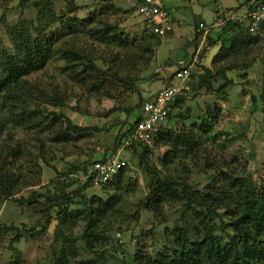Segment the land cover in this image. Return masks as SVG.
<instances>
[{"label": "trees", "instance_id": "obj_1", "mask_svg": "<svg viewBox=\"0 0 264 264\" xmlns=\"http://www.w3.org/2000/svg\"><path fill=\"white\" fill-rule=\"evenodd\" d=\"M28 1L19 0V6ZM31 1H36L38 7L36 25L33 24L34 28L23 22L8 25L6 31L13 49L0 48V129L7 131L6 136L0 139V203L10 199L22 208V214L37 215L39 219L30 225L0 224V246L6 245L11 251V261L5 264H24L17 244L27 236L43 234L52 222L54 250L49 259L37 264H264V177L256 183L249 175H231L219 170L215 162H210L211 157L202 143V133L210 130L207 117L211 108H207L199 117L187 116L191 118L188 125L175 122L168 127L174 108L185 97L175 98L169 104L168 121L152 138L153 147H167L157 158L159 167L153 161L151 145L134 142L124 148L132 149L134 160H137L146 176L147 193L132 208L129 209L126 201L128 196L134 194L138 180L130 175L128 161L105 185L96 187L99 192H88L91 189L89 184L80 178L66 179L71 170H57L51 191L33 188L40 184L37 176V171H41L40 166L34 163L36 168L31 162L24 164V161H30L32 151L23 140L13 137L12 129L19 125L28 129L48 117L51 120L64 118L65 124L59 127L54 139L67 143L77 142L83 133L97 128L74 124L62 113L44 111L39 107V100L63 106L64 94L53 87V94L49 95L36 88V84L32 85L28 76L43 69L48 60L56 56L63 60V70L74 82L90 93L115 100L120 106L119 103L137 92V83L143 80L137 75L138 70L136 74H132V71L138 62L142 65L150 63L161 40L160 36L151 32L149 37H144V34L131 39L125 37L118 25L104 18V14L113 9L112 3L101 5L99 12L94 14L74 17L67 14L74 11L73 0H69L67 12L62 14L49 0L41 3ZM133 1L138 13L137 2ZM254 2L255 6L260 3L264 5V0H246L248 11L253 9ZM233 11L238 13L240 9ZM224 25V28H236L244 34L237 39L236 34L233 39L223 35L215 39L207 36L208 43L203 51L219 43L220 49L212 62L221 66L214 72L207 66L197 67L204 72L191 74V89L199 90L205 85L211 88L207 80L217 76H221L225 84H232L233 80L227 72L246 68L256 58L249 59L253 48L264 45V20L254 33L249 32L248 22L241 24L236 20H227ZM261 59V90L257 97L258 100L260 97V109L264 114V53ZM257 97L251 95L254 108L258 107ZM142 103L139 96L137 104L125 108L127 115L140 109ZM214 106L218 112L219 104L214 103ZM117 109L120 108H111L109 112ZM211 116L213 124L217 116ZM139 120L137 115L125 133L115 137L112 154L99 160L114 156ZM35 139L38 140L35 144L39 156L37 160L49 165L40 154V139ZM185 157H190L196 165L201 158H205V163H210L216 169L203 191L194 190L183 171L178 175L170 172L173 165H180L183 169ZM92 162L86 161L81 168L74 169L85 174ZM170 205H180L193 220L189 226H165L161 246L148 250L138 244L140 240L137 238L135 251L129 256L131 260L127 259L128 255L121 244H116L114 248L106 246L118 241L121 231L118 229L114 233L116 227L124 222L128 225L139 220L142 208L155 217L163 218ZM78 229L79 234H76ZM6 237L8 240L4 244ZM79 239L94 259L85 262L77 260L76 244Z\"/></svg>", "mask_w": 264, "mask_h": 264}, {"label": "rangeland", "instance_id": "obj_2", "mask_svg": "<svg viewBox=\"0 0 264 264\" xmlns=\"http://www.w3.org/2000/svg\"><path fill=\"white\" fill-rule=\"evenodd\" d=\"M44 1L37 0L40 3ZM49 1L53 3V7L59 14L67 12L69 0ZM133 2V0H73L74 11L67 14L74 17H85L88 14L99 12L101 5L112 3L114 4L113 9H109L104 14L105 19L118 25V28L123 30L125 37L137 38L141 34H144V37H149L152 34L148 29L146 31L143 19L138 15ZM36 4V1L30 0L27 4L19 6V0H0V48L13 49L6 31L8 25L23 22L34 28L33 24L36 25L35 17L38 9ZM177 4L180 8L184 6L182 8L184 19L188 23L192 18L194 23L203 22L206 29L195 34L190 27L185 26L184 29H181L182 36L174 31L173 34L161 36L162 44L160 48H158L159 46L155 48L150 63L142 65L138 62L137 66L133 67L132 74H136L135 72L138 70L137 75L143 77V80L137 83V92L132 93L119 103L120 106L115 100L90 93L74 82L68 76L67 71L63 70V60L56 56L50 58L43 69L28 76V80L32 85L36 84V88L45 91L49 95L53 94V87L64 94L65 105L63 106L39 100V107L43 108L44 111L62 113L74 124L85 127L95 126L97 128L83 133L84 135L77 142L67 143L54 139L59 127L65 124L64 118L51 120L48 117L47 119H41L38 124H32L31 128L27 129L25 126L19 125L12 129L13 137L23 140L32 151L30 161H24V164L27 165L31 162L33 165L35 163L40 166L41 171H37L40 184L33 187L35 190L51 191L56 181L57 170L61 172L71 170V173L65 177L66 179L81 178L80 170L74 168H81L86 161L92 162L103 156L111 155L115 137L124 134L139 113V108H137L130 115H127L125 108L137 104L139 96L144 101L148 94L161 86L163 82L161 72L171 78L170 75L174 72L176 64H180L185 55L189 57L194 51V55L198 57H195L193 72L197 71V67H200V65L207 66L213 70L212 72L218 69L217 67L221 64H214L212 58L220 49L219 43L212 50L213 52L216 51L214 55L212 54L206 61L203 58L199 61V58L205 55L208 50L203 51L208 43L207 36L215 39L217 36L223 35L233 39V35L236 34L234 36L237 39L244 34L236 28H224L226 21H222V18L231 10L240 9L238 13L242 16L245 15L248 12L246 0H178ZM255 4L254 2L253 5L255 6ZM177 13L178 11L174 12V15ZM206 31L207 33L204 35ZM93 48L96 49V46H93ZM263 53L264 45L262 47L257 46V49L253 48L249 59L256 58L252 60V63L244 69L228 71L227 75L232 78V84H225L224 79L217 76L215 79L207 80L211 84V88L205 85L199 90L191 89L183 102L174 108L171 122L168 124V127H172L175 122H185L188 125L191 118L188 119L187 116L199 117L205 113L207 108H211L210 114L212 116L209 114V117H207L210 130L207 133H202V143L205 144L203 145L205 151L211 157L210 162H215L216 166L220 168L219 170L226 171L228 174L249 175L256 183H259L261 178L264 177V114L260 109L262 105L260 97L259 100L257 97L261 90V55ZM239 61L242 62V60ZM160 69L161 71H159ZM252 94L257 97L256 104L258 107L254 108L252 105ZM214 103L219 104L220 109L218 112H216ZM114 107L120 109L109 112ZM210 116H217L215 123L212 124ZM6 132V130L0 129L1 140L6 136ZM37 137L40 139V154L49 165L40 159L37 160L39 157L35 148L38 141L35 138ZM130 149H123L120 154V157L128 161L132 178L138 180L134 194L127 197L126 204L129 205V209L147 193L146 176L139 168L137 160H134L135 157L131 153L132 149ZM152 149L154 151L153 161L159 167L157 158L165 152L167 147L152 146ZM209 164L205 163V158H201L196 165L190 157H185V169H182L180 165H173L170 172L178 175L179 173L183 174L181 173L183 171L194 190L203 191L204 187L210 183L211 173L216 171ZM36 165L34 167L37 168ZM186 170H188V173H186ZM90 188L88 192H99L96 187ZM107 191H110V189ZM21 210L22 208L10 199L3 200L0 203V224L21 226L26 223L30 225L36 223L39 219L37 215L22 214ZM192 220L190 213L187 210L183 211L180 205L167 207L163 218L155 217L142 208L138 221L129 222L128 225L127 222H124L122 226L115 228L114 233L118 229L121 231L118 241L104 245L114 248L117 246L116 244H121L128 255L127 259L131 260L129 256L135 251L137 238L140 240L138 244H142L150 250L153 246H161L163 243L161 236L165 226H189ZM53 229L54 222L43 234L35 237L27 236L17 244L24 264H37L39 261L51 257L54 250ZM78 231L79 229L76 234H79ZM7 240L8 237L5 238L4 244ZM76 247L79 254L76 256L78 261L85 262L95 258L91 252L85 249L84 243L80 239L77 241ZM9 261H11V251L6 245L4 247L0 246V264Z\"/></svg>", "mask_w": 264, "mask_h": 264}, {"label": "built area", "instance_id": "obj_3", "mask_svg": "<svg viewBox=\"0 0 264 264\" xmlns=\"http://www.w3.org/2000/svg\"><path fill=\"white\" fill-rule=\"evenodd\" d=\"M178 0H136L137 10L141 15L145 27L157 36H163L171 28L172 12L174 4ZM236 20L239 23L248 22V30L254 33L259 24L264 20V5H256L245 15L229 11L222 21ZM218 25L220 23H217ZM206 29L204 23L199 22L197 32ZM190 64L182 63L178 66L168 83L160 88L156 94L143 101L139 112V122L134 127L130 137L117 148L116 154L106 158V160L93 161L82 174L81 181L87 182L90 187H100L105 185L112 176L119 172L127 163L120 157L121 151L131 143L140 142L146 145L152 144L153 136L166 125L168 121L169 104L175 98H182L188 95L191 81Z\"/></svg>", "mask_w": 264, "mask_h": 264}, {"label": "crops", "instance_id": "obj_4", "mask_svg": "<svg viewBox=\"0 0 264 264\" xmlns=\"http://www.w3.org/2000/svg\"><path fill=\"white\" fill-rule=\"evenodd\" d=\"M184 6H182V8H183ZM182 8H180V7H178V4H174V6H173V14H172V21H171V28L166 32V34H173V31L176 33V34H178V35H180V36H182V28L184 27L185 28V26H188V27H190L193 31H194V33L195 34H198V33H200V32H197V30H196V23H194V21H192V18H191V21L188 23L187 21H186V19H184V13H183V10H182ZM176 11H178V13L176 14V15H174V12H176ZM206 27V26H205ZM183 28V29H184ZM207 33V31L206 32H204V35ZM165 34V35H166ZM161 37V36H160ZM161 43H160V46H161V44H162V40L160 41ZM160 46L158 47V48H160ZM218 46V44H216L215 46H212V47H210V48H208V50H207V52H206V54L205 55H203V56H201L200 58H199V61H201V59L203 58L205 61L206 60H208L209 58H210V56H212V54L214 55L215 54V52H213L212 50L213 49H215L216 47ZM195 57H197V55H194V51L192 52V54L188 57L187 55H185L184 56V59H181V61H180V64H176V66H175V69L178 67V66H180L182 63H184L185 65L186 64H190V66H191V74L192 73H195V75H197V74H200V73H203L204 72V70L203 69H199V70H197V71H195V72H193V69H194V64H195ZM198 58V57H197ZM203 63V62H202ZM199 68V67H198ZM201 70V71H200ZM159 71H161V69L159 70ZM158 71V72H159ZM157 72V73H158ZM161 74H162V79H163V82H162V85L161 86H159L158 88H155V91L154 92H152L151 94H148L147 95V97L146 98H144V101H145V99L147 100V99H149V98H151V97H153L155 94H156V92L160 89V88H162L163 86H165L167 83H168V79H169V77H167V75H165L164 73H162L161 72ZM160 74V75H161ZM191 84H192V79H191V81H190V90H191ZM190 90L188 91V94H189V92H190ZM139 112H140V109H139ZM138 115H139V113H138Z\"/></svg>", "mask_w": 264, "mask_h": 264}, {"label": "clouds", "instance_id": "obj_5", "mask_svg": "<svg viewBox=\"0 0 264 264\" xmlns=\"http://www.w3.org/2000/svg\"><path fill=\"white\" fill-rule=\"evenodd\" d=\"M172 77V76H171Z\"/></svg>", "mask_w": 264, "mask_h": 264}]
</instances>
